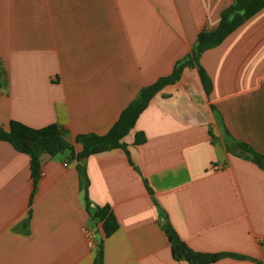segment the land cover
Segmentation results:
<instances>
[{
	"label": "crops",
	"instance_id": "crops-1",
	"mask_svg": "<svg viewBox=\"0 0 264 264\" xmlns=\"http://www.w3.org/2000/svg\"><path fill=\"white\" fill-rule=\"evenodd\" d=\"M233 1L0 0V128L55 124L79 152ZM198 64L209 94L184 67L122 148L85 158L89 210L67 152L41 154L34 186L29 157L0 141V264H94L100 241L102 264H188L172 258L165 222L192 251L243 257L212 264H264V169L227 150L264 154V7ZM102 207L118 225L107 238L92 218Z\"/></svg>",
	"mask_w": 264,
	"mask_h": 264
},
{
	"label": "trees",
	"instance_id": "trees-1",
	"mask_svg": "<svg viewBox=\"0 0 264 264\" xmlns=\"http://www.w3.org/2000/svg\"><path fill=\"white\" fill-rule=\"evenodd\" d=\"M264 7V0H234L220 13L217 27L212 31H201L196 38L191 52L182 60L177 61L170 74L158 78L154 83L143 87L135 99L131 100L120 112L118 119L103 135L86 134L81 136V150L75 153L73 147L67 143L62 131L50 124L42 128H31L20 122L11 120L9 129L0 128V141L9 143L14 150L29 157L30 176L35 186L40 175V156L46 154L55 156L67 152L77 162V172L80 186L84 191L86 208L89 210L87 199L88 180L86 178L84 160L90 155L99 154L117 148H122L121 140L134 127L139 115L145 110L149 101L165 86L175 84L184 67L197 68L200 82L206 94L211 91V81L203 68L198 64L199 55L211 48L218 46L238 26L255 15ZM145 142L142 133H136L134 144ZM239 150L246 159L264 169V154L254 151L243 142H235L227 146V150ZM92 218L102 222L103 236L107 238L117 229V221L107 207L97 208L92 213ZM163 230L170 244L171 256L175 261H185L188 264H212L222 258L240 259L242 256L229 253H199L189 249L178 237L169 223L163 224ZM101 241L97 244V254L94 264H102Z\"/></svg>",
	"mask_w": 264,
	"mask_h": 264
},
{
	"label": "built area",
	"instance_id": "built-area-1",
	"mask_svg": "<svg viewBox=\"0 0 264 264\" xmlns=\"http://www.w3.org/2000/svg\"><path fill=\"white\" fill-rule=\"evenodd\" d=\"M215 169L218 170L219 167H215ZM80 231H81L83 234L86 235V237L89 239V243H90V245H91V244H92V242H91V240H92V233H91L89 230L85 229V228H81ZM262 240H264V239H262Z\"/></svg>",
	"mask_w": 264,
	"mask_h": 264
},
{
	"label": "water",
	"instance_id": "water-1",
	"mask_svg": "<svg viewBox=\"0 0 264 264\" xmlns=\"http://www.w3.org/2000/svg\"><path fill=\"white\" fill-rule=\"evenodd\" d=\"M78 140H79V141H81V140H82V138H81V137H79V138H78Z\"/></svg>",
	"mask_w": 264,
	"mask_h": 264
}]
</instances>
